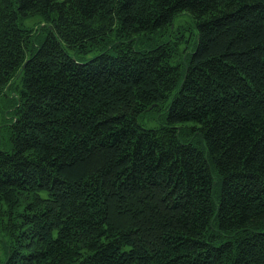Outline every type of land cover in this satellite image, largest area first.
<instances>
[{
	"label": "trees",
	"instance_id": "1",
	"mask_svg": "<svg viewBox=\"0 0 264 264\" xmlns=\"http://www.w3.org/2000/svg\"><path fill=\"white\" fill-rule=\"evenodd\" d=\"M0 246L264 264V0H0Z\"/></svg>",
	"mask_w": 264,
	"mask_h": 264
},
{
	"label": "rangeland",
	"instance_id": "2",
	"mask_svg": "<svg viewBox=\"0 0 264 264\" xmlns=\"http://www.w3.org/2000/svg\"><path fill=\"white\" fill-rule=\"evenodd\" d=\"M37 21H38V17L32 16L26 19L24 21V24L26 26H33ZM167 37L168 38L170 37L179 43V51L182 52L183 51L182 49L184 48L186 49V47L189 50H192L196 42V30L190 15L185 13L177 17L175 19L173 32L172 33L164 32L161 36V39H165ZM0 258L1 259L3 258L1 246H0Z\"/></svg>",
	"mask_w": 264,
	"mask_h": 264
}]
</instances>
